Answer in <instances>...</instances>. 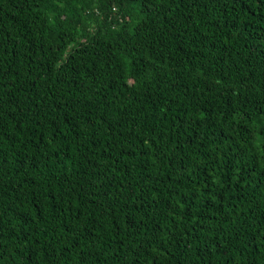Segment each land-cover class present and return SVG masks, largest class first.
Masks as SVG:
<instances>
[{
  "label": "trees",
  "instance_id": "obj_1",
  "mask_svg": "<svg viewBox=\"0 0 264 264\" xmlns=\"http://www.w3.org/2000/svg\"><path fill=\"white\" fill-rule=\"evenodd\" d=\"M0 264H264V0H0Z\"/></svg>",
  "mask_w": 264,
  "mask_h": 264
}]
</instances>
